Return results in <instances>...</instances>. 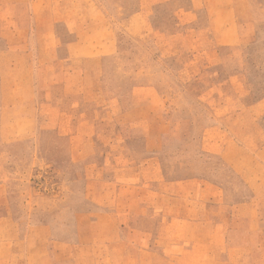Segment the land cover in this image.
I'll return each mask as SVG.
<instances>
[{"label": "rangeland", "instance_id": "obj_1", "mask_svg": "<svg viewBox=\"0 0 264 264\" xmlns=\"http://www.w3.org/2000/svg\"><path fill=\"white\" fill-rule=\"evenodd\" d=\"M195 2V16L177 15L179 8L190 9L191 0L160 3L152 8L148 25L129 32L123 17L133 11L136 0H0V9L4 3L17 4L14 14L24 26L20 36L28 55L24 60L13 53L4 56L8 49L0 29V178L20 233L15 255L29 228L51 226L49 246L59 264H116L125 250L132 256L151 248L155 236L148 232L161 225L153 219L117 222L104 213L128 211L132 197H148V207L140 202L134 206L137 211L165 210L173 216L189 206L184 201L168 203L167 198L191 195L203 197V214H210L220 200L223 180L232 178L228 165L211 152L214 143L236 137L254 153L262 147L264 115L256 125L252 114L244 121L240 110L264 99V0ZM231 9L233 17L226 12ZM52 20L59 21L58 38L52 36ZM89 20L101 21L105 31V38L90 44L97 48L99 64L92 63L88 73L83 68L66 71L75 35L63 24ZM63 85L88 86L87 99L74 106L70 98L54 97L50 87ZM2 86H29L26 134L15 120L19 108L4 105ZM134 86H152L159 96L152 133L164 128L166 133L159 140L161 149L149 158L142 154L141 130L98 117L115 94H123L126 104ZM70 130L82 135L85 130L87 137L72 138ZM132 150L152 165L132 163ZM122 165L135 171L113 173ZM104 166L108 171L102 176ZM163 169L169 182L153 181ZM256 173L264 180L263 173ZM116 176L120 186H105L104 177ZM145 180L152 181L139 184ZM259 193L264 194V187ZM255 205L261 234L253 245L258 249L239 258L264 257L258 247L264 245V201ZM232 210L224 207L223 215ZM129 227L143 230L124 234L121 247L109 243L119 237L117 230ZM203 237L213 241L208 231ZM86 252L94 255L87 257Z\"/></svg>", "mask_w": 264, "mask_h": 264}, {"label": "crops", "instance_id": "obj_2", "mask_svg": "<svg viewBox=\"0 0 264 264\" xmlns=\"http://www.w3.org/2000/svg\"><path fill=\"white\" fill-rule=\"evenodd\" d=\"M165 1L167 0H136L133 11L123 17L126 30L132 32L148 25L152 8ZM190 4L191 6L188 10L179 8L177 15L191 14L195 16L199 5L196 4L195 0H191ZM16 5L4 3L1 7L0 29L8 49L4 52V56H11L13 53L16 59L24 60L28 57L27 48L22 44L20 35L25 30L24 26L19 21H16L17 18L14 14ZM226 12H230L233 17V9ZM83 21L80 24L78 22L76 24H69L68 22L63 24L69 33L75 35V43L71 46L70 56L65 61L66 71H75L83 68L82 72L88 73L92 63L96 66L99 64L95 54L97 48L95 50L90 44H98L101 38H105L103 25L99 20ZM58 22V20H52L50 25L52 36L55 35L57 38L59 36L56 30ZM96 28L99 29L98 33L94 31ZM66 48H68V44ZM21 67L25 69L24 64ZM86 68H89V70H86ZM87 87L63 85L51 86L49 90L54 97L58 96L60 99L63 97L65 99L66 97L70 98L71 105L77 106L87 99ZM29 89V86H15V88L12 86L8 90H4L2 86L4 105L9 110L19 108V111L14 115L16 116L17 127H20V133L24 134L27 133V123L30 121L26 110L30 100ZM195 91L200 90L195 87ZM200 94L198 97L201 96ZM158 97L156 90L152 86H134L128 93L126 104L123 94H115L112 99H108L106 107L98 111V117L103 119V116H109L106 119L114 118L119 124L130 125L131 128L141 130L145 145V147L143 146L142 154L149 158V154L155 156V153L161 149L159 140L166 133L165 128L152 133V115L154 111L159 112ZM240 111V114H243L244 121L247 119L249 122L252 114V120L257 125L259 119L264 115V99L255 103L245 104ZM68 122H70L71 126L74 123L73 117L69 118ZM56 128L59 129V126L57 125ZM70 131L72 138L83 137L85 139L87 137L85 130L83 131L84 135L76 131ZM201 139L203 141V138ZM132 151L136 156L137 152ZM211 152L218 155L228 165L232 176V178L227 177L223 180L219 196L220 200L214 210L211 211L212 214L208 213L204 216L202 210L203 197L197 199L191 195H185L180 198H167L168 203L178 201L181 204L184 201L189 206L188 208L186 207V210H178L173 216H171L172 214H167L165 210L163 214L161 212L147 213L144 210L142 212L137 211L134 206L140 202L144 204V207H148V197L145 199L132 197L130 199L131 209L128 211L117 214L114 212H112L113 214L111 212L104 213L105 218L116 219L117 222L123 218L153 219L157 224L161 225L156 229H150L148 232L155 236V241L151 248H141L136 255L132 256H129V252L125 250L124 257L121 256L116 264H264V257H238L240 254L258 249L254 248L256 246L253 245V239L256 240L258 235L261 234V229H259L260 218L255 204L264 201L261 198L264 197V194L259 193V189L264 187V180L256 172L264 174V139L262 147L258 148L255 153L252 152L250 147L236 141V137H232L220 145L215 142ZM135 159L136 161L132 163L139 164L143 162L142 165H152V162L148 163L147 161L144 163V160L137 156ZM114 169L115 172L113 173L116 174L124 170H128L130 174L133 168L132 166L129 167V165H122V167H115ZM144 169L151 171V169L148 170V167H144ZM105 170L108 171L107 166L101 167L102 176L107 175L104 174ZM156 175L153 181L169 182L164 175V169L163 172L158 170ZM116 177H104L105 186H120L115 183L120 181L119 176ZM143 181H140L139 184L148 186L152 180ZM132 183L136 182L132 181ZM205 188L201 190L203 191ZM113 201L116 200L114 199ZM224 207H232L233 210L227 216H224ZM207 225L210 227L209 230ZM141 230L143 229L136 227L120 228V231H116L118 238H110V241H105H109V243L114 241L118 243L116 244L117 246L121 247L124 234L137 235L140 234ZM50 231H52L51 226H32L29 228L25 232L21 252L16 250L17 254L15 255L14 246L15 242L19 241L20 233L16 221L10 212L7 186L0 178V264H59L50 250V238L47 236ZM207 231L212 235V242L205 240L203 237V234L207 233ZM258 247L259 251L264 253V245L258 244ZM123 250L124 247H122ZM92 254L93 252H86L87 257H91Z\"/></svg>", "mask_w": 264, "mask_h": 264}]
</instances>
